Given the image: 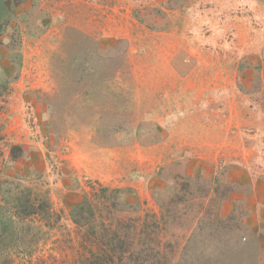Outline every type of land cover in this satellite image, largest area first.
<instances>
[{
  "label": "rangeland",
  "instance_id": "1",
  "mask_svg": "<svg viewBox=\"0 0 264 264\" xmlns=\"http://www.w3.org/2000/svg\"><path fill=\"white\" fill-rule=\"evenodd\" d=\"M100 186L145 259L264 264V0H0V197L43 207L0 264L91 259Z\"/></svg>",
  "mask_w": 264,
  "mask_h": 264
},
{
  "label": "trees",
  "instance_id": "2",
  "mask_svg": "<svg viewBox=\"0 0 264 264\" xmlns=\"http://www.w3.org/2000/svg\"><path fill=\"white\" fill-rule=\"evenodd\" d=\"M14 148L15 147L11 148L12 154L15 150ZM3 182L4 181H2V183ZM18 185L19 184L16 183L15 187H18ZM3 192L4 197H0V200L1 198L3 200L0 203V249L5 250L9 247V244L5 243L6 240L14 241L13 239L16 238V226L14 227V225L17 221L15 217L24 219L26 217L38 215L43 207L41 201L38 202L39 205H37V207L34 206V200L30 195V187H23L14 193H11V188H8ZM119 194L120 189H108L100 186L92 192L91 195H84V197L73 206L70 213L73 223L76 224L77 227L81 225L85 226L87 228L85 231L86 234L96 245V249L89 253L92 258H82V264H146V260H150L149 264H187V260L184 261L186 258L185 255L175 259L173 256L167 255L166 253L160 254L157 252L156 255L154 253L150 254L149 258L145 259L147 255L143 257V250L139 248L148 245V242L152 239L150 234L146 232V228H148L146 224L141 225L138 229L132 226L133 228L129 233L130 237H126L127 235L122 234L124 225L116 224L106 229V227L102 225L101 219L97 223L93 211L102 209L109 213L110 210L119 208L121 206V196ZM36 200L37 199H35V201ZM5 205H9V208H11L13 212L8 213ZM99 226L101 227L99 228ZM196 228H198V224ZM128 230L129 229H127V232ZM155 230L159 233L158 227ZM211 237L210 235V238ZM197 239H199L197 241L198 243L204 242V237L194 232L190 241L196 242ZM234 246L235 244L233 243L232 247ZM171 261L174 263H170ZM78 262L79 260H77L75 264ZM188 264H193V261L190 260Z\"/></svg>",
  "mask_w": 264,
  "mask_h": 264
},
{
  "label": "crops",
  "instance_id": "3",
  "mask_svg": "<svg viewBox=\"0 0 264 264\" xmlns=\"http://www.w3.org/2000/svg\"><path fill=\"white\" fill-rule=\"evenodd\" d=\"M15 136V135H14Z\"/></svg>",
  "mask_w": 264,
  "mask_h": 264
}]
</instances>
